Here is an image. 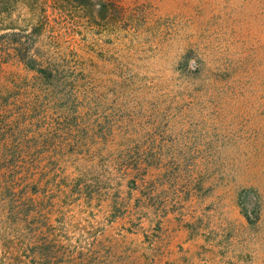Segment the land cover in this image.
<instances>
[{
	"label": "rangeland",
	"instance_id": "1",
	"mask_svg": "<svg viewBox=\"0 0 264 264\" xmlns=\"http://www.w3.org/2000/svg\"><path fill=\"white\" fill-rule=\"evenodd\" d=\"M0 10V28L39 18V52L88 91L77 119L59 105L23 116L40 82L0 60V91L21 92L7 113L14 142L43 154L27 225L0 207V264H264V0ZM139 161L150 166L135 186ZM245 188L261 196L255 226L240 214Z\"/></svg>",
	"mask_w": 264,
	"mask_h": 264
},
{
	"label": "trees",
	"instance_id": "2",
	"mask_svg": "<svg viewBox=\"0 0 264 264\" xmlns=\"http://www.w3.org/2000/svg\"><path fill=\"white\" fill-rule=\"evenodd\" d=\"M103 1L106 3L108 0ZM67 2L89 10H92L94 6V0H67ZM3 14L4 11L0 10V21L3 20ZM37 22L38 24L29 28H17L16 26L0 28V32L12 30V32L0 35V40L9 38L7 40L11 42V47L0 48L1 62L7 63L10 59L17 60L36 76L41 86L37 92H34L33 102L28 100V105L22 110L21 115L47 113L49 107L59 105L61 114L77 119V115H81V109L86 107L83 99L87 100L88 95L84 94L88 91L86 92L82 88L84 86L79 84L76 77L69 76L71 72L68 69L71 67L64 66L45 51H43L44 53L39 52L37 45L41 37L42 25L39 18ZM19 89L21 90V88ZM14 93L3 94L0 91V108L4 109L3 113L6 116H0V207L9 206V209L6 210L16 218V225L19 222L27 225L24 220L28 218V210H32L34 204L27 193L36 195L40 191L39 182L36 181L34 173L43 167V154L38 152L39 147L24 145L25 141L23 140L14 142V132L11 130L14 129V120L9 121L7 113L14 115L13 107H20L13 101L14 96L21 95V92L15 91ZM35 96L36 98H34ZM7 131L13 133L9 136ZM20 135L24 136V133ZM146 163L139 161L132 168L138 173L137 178L130 182L132 185L136 186L139 179L141 183H147L145 167L150 164ZM239 196L240 199L243 196L248 198L247 202L240 200V214L248 225L255 226L261 215L260 194L254 188H245L241 190ZM28 204L31 205L29 209H27ZM18 228L20 227L16 226L15 228L17 234ZM18 240L23 243L24 238H18Z\"/></svg>",
	"mask_w": 264,
	"mask_h": 264
}]
</instances>
